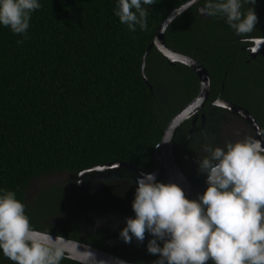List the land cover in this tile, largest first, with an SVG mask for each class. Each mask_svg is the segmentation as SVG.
<instances>
[{
	"label": "trees",
	"instance_id": "trees-1",
	"mask_svg": "<svg viewBox=\"0 0 264 264\" xmlns=\"http://www.w3.org/2000/svg\"><path fill=\"white\" fill-rule=\"evenodd\" d=\"M187 1L144 5L147 31L120 23L118 0H38L26 39L0 25V195L15 191L33 228L137 264L159 259L147 251L150 233L142 243L135 237L125 243L120 232L135 217L137 178L161 168L157 181L167 183L156 148L172 118L199 93L197 73L170 63L156 46L146 56L148 83L143 76L158 27ZM204 3L181 13L165 32L166 44L198 60L211 78L192 136L188 119L173 139L175 157L200 194L208 187L203 189L206 174L198 171L200 157L207 155L203 146L254 136L250 126L243 137L232 130L249 124L215 105L217 98L249 110L264 136V50L251 57L252 40L264 37V0L243 5V11L254 7L258 17L245 43L223 17L202 16ZM112 163L119 165L81 175ZM61 174L65 178L28 196L35 178ZM0 264H12L2 251Z\"/></svg>",
	"mask_w": 264,
	"mask_h": 264
},
{
	"label": "clouds",
	"instance_id": "clouds-1",
	"mask_svg": "<svg viewBox=\"0 0 264 264\" xmlns=\"http://www.w3.org/2000/svg\"><path fill=\"white\" fill-rule=\"evenodd\" d=\"M155 2L118 0L115 15L130 31H147L144 5ZM244 4L256 0H205L203 13L223 17L245 43L258 17L254 7L243 11ZM40 7L38 0H0V25L26 39L31 14ZM203 151L198 171L208 187L199 199H189L176 183L142 174L132 202L135 217L127 218L120 237L142 243L150 233L147 251L159 255L153 264H264V143L249 135L224 147L205 144ZM0 251L12 264H106L87 245L81 250L79 241L33 228L26 205L11 190L0 195Z\"/></svg>",
	"mask_w": 264,
	"mask_h": 264
},
{
	"label": "water",
	"instance_id": "water-1",
	"mask_svg": "<svg viewBox=\"0 0 264 264\" xmlns=\"http://www.w3.org/2000/svg\"><path fill=\"white\" fill-rule=\"evenodd\" d=\"M201 0H188L185 4L181 5L180 7L172 10L164 19V21L161 23V25L158 27L155 38L150 45V47L147 49L146 54L144 56V63H143V76L145 80L148 83V79L144 73V66L146 62V56L149 50L152 46H156L170 61V63H182L189 67H191L198 75L200 80V88L199 93L197 96L189 103L187 104L176 116L172 118V120L167 125L164 136L161 140V142L158 144L156 148V156L157 159L162 160L163 168L165 175L167 177V183H176L178 184L185 192V195L189 199H199V191L193 186V184L190 182L188 177L185 175L183 170L181 169L175 154L173 150V139L176 134V131L178 128L188 119H192V127L189 132V136H192L195 126L197 124V120L200 116V111L204 107L211 89V78L208 73V70L206 67L201 64L198 60L192 58L191 56H188L186 54L180 53L172 48H170L166 42H165V32L168 28V26L173 22L174 19H176L181 13L185 12L188 8L198 4ZM199 12L202 16L209 19L206 14L203 13V6H199ZM254 42L252 48H251V57L255 58L260 52L264 50V37L261 38H254L252 40ZM214 104L226 108L231 112H234L241 116L254 130V138L259 139L264 143V136L261 131V128L256 120V118L253 116V114L247 110L246 108L237 105L233 102L224 100L222 98H217L214 101ZM202 117V124H204L205 120V114H201ZM119 163H112V164H106L99 167H94L91 169H88L86 171H83L81 175L84 173L90 171V170H100V169H106L111 166H118ZM162 169L155 170L151 172L152 174H155L156 180L161 174ZM148 174V173H145ZM80 184H82V181H79ZM208 186L207 181L203 185V189H205ZM53 237H56V234L50 233ZM65 238V237H64ZM70 241H78L70 238H65ZM79 244L81 246V250H83V246L87 245L88 249L92 251L96 258L98 260H104L106 261V264H137L133 262H129L123 258L118 257L117 255H114L108 251L99 249L91 244H88L86 242L79 241Z\"/></svg>",
	"mask_w": 264,
	"mask_h": 264
},
{
	"label": "rangeland",
	"instance_id": "rangeland-1",
	"mask_svg": "<svg viewBox=\"0 0 264 264\" xmlns=\"http://www.w3.org/2000/svg\"><path fill=\"white\" fill-rule=\"evenodd\" d=\"M240 125H241L240 128H233L232 130L238 132V134L240 135V137H243L244 132L246 133V128L245 127H249L250 125L243 124L242 122H240ZM243 125H244L245 130L242 129ZM252 130H253V128H252ZM249 133H250V135H252L251 132H249ZM252 137H254V136H252ZM65 176H66L65 174H61V175H48V176H43V177H40V178H35L34 181L31 183L30 187L27 190L28 196L35 195L36 192L39 191V189L47 186L48 184L55 183L58 180H61V179L65 178ZM95 225L92 224L91 225V228H93Z\"/></svg>",
	"mask_w": 264,
	"mask_h": 264
}]
</instances>
